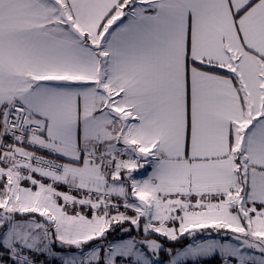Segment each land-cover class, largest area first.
I'll use <instances>...</instances> for the list:
<instances>
[{
	"label": "snow or ice",
	"instance_id": "1",
	"mask_svg": "<svg viewBox=\"0 0 264 264\" xmlns=\"http://www.w3.org/2000/svg\"><path fill=\"white\" fill-rule=\"evenodd\" d=\"M0 264H264V0H0Z\"/></svg>",
	"mask_w": 264,
	"mask_h": 264
}]
</instances>
